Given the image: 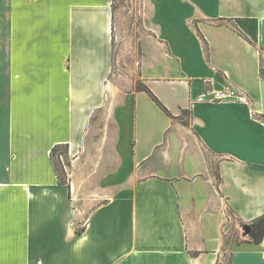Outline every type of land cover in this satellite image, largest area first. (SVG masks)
Here are the masks:
<instances>
[{"label": "crops", "instance_id": "obj_1", "mask_svg": "<svg viewBox=\"0 0 264 264\" xmlns=\"http://www.w3.org/2000/svg\"><path fill=\"white\" fill-rule=\"evenodd\" d=\"M113 2L0 0V264H264V0H151L130 73Z\"/></svg>", "mask_w": 264, "mask_h": 264}, {"label": "rangeland", "instance_id": "obj_2", "mask_svg": "<svg viewBox=\"0 0 264 264\" xmlns=\"http://www.w3.org/2000/svg\"><path fill=\"white\" fill-rule=\"evenodd\" d=\"M151 0H114L113 14L115 19V31L113 36L114 48L117 49L121 59L119 67L125 69L128 73L131 71V62L136 61L139 56V43L143 34L149 31L150 16L152 13ZM119 49L122 51L120 52ZM263 58L262 66L264 68V49H262ZM139 87V85H137ZM98 156L102 157L96 160L93 164L85 165L83 168L84 174L88 173L90 176L103 173V169H107L108 165L99 164V161H106L107 150L97 151ZM77 156L69 151L66 145H60L56 148L53 154V160L57 166L59 173L63 179L68 182V178L76 176L77 167L82 168L83 165H77L75 162ZM81 172V171H80ZM90 179L92 177H86ZM98 178V177H97ZM86 182V181H85ZM230 253L223 254V262L221 264H229Z\"/></svg>", "mask_w": 264, "mask_h": 264}, {"label": "built area", "instance_id": "obj_3", "mask_svg": "<svg viewBox=\"0 0 264 264\" xmlns=\"http://www.w3.org/2000/svg\"><path fill=\"white\" fill-rule=\"evenodd\" d=\"M247 96L241 89L227 82L220 88H209L205 94L194 99L195 102L218 103V102H247Z\"/></svg>", "mask_w": 264, "mask_h": 264}, {"label": "trees", "instance_id": "obj_4", "mask_svg": "<svg viewBox=\"0 0 264 264\" xmlns=\"http://www.w3.org/2000/svg\"><path fill=\"white\" fill-rule=\"evenodd\" d=\"M261 75H262V77H264V68L262 65H261ZM139 87H141V86H139ZM141 88H143V90H146L147 92H149L151 94V96L156 100V102H158V104L161 107H163L165 110H167L166 107L159 101V99L150 91V89H148L145 86H142ZM59 146H56L53 148L52 155L54 154L56 148ZM56 170H57L60 182L66 183L65 179H63V177L59 173L57 166H56ZM249 234L251 235L252 241L254 243L259 244L264 240V215L253 220V222L251 223V226L249 227Z\"/></svg>", "mask_w": 264, "mask_h": 264}, {"label": "water", "instance_id": "obj_5", "mask_svg": "<svg viewBox=\"0 0 264 264\" xmlns=\"http://www.w3.org/2000/svg\"><path fill=\"white\" fill-rule=\"evenodd\" d=\"M244 230H245L247 233H249V227H248V226H245V227H244Z\"/></svg>", "mask_w": 264, "mask_h": 264}]
</instances>
